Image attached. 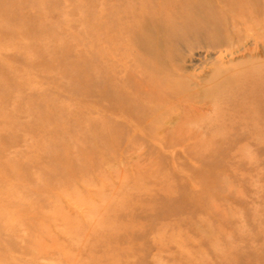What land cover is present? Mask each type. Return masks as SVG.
Segmentation results:
<instances>
[{
    "label": "rangeland",
    "instance_id": "374dc122",
    "mask_svg": "<svg viewBox=\"0 0 264 264\" xmlns=\"http://www.w3.org/2000/svg\"><path fill=\"white\" fill-rule=\"evenodd\" d=\"M241 9L0 0V264H264V0Z\"/></svg>",
    "mask_w": 264,
    "mask_h": 264
},
{
    "label": "bare ground",
    "instance_id": "6f19581e",
    "mask_svg": "<svg viewBox=\"0 0 264 264\" xmlns=\"http://www.w3.org/2000/svg\"><path fill=\"white\" fill-rule=\"evenodd\" d=\"M218 1L221 5H223V7H225V10L227 11L228 14H233V15L237 16L235 13H239L238 19H240V20H237V21L239 23L241 21V23H242V20H244L246 17V16L242 15V14H244V13H242L244 10L241 9L240 12H235V10H234L237 6L239 7L242 0L241 1L240 0H218ZM194 4L197 8L201 7L197 2H194ZM189 31H190L189 29H184L185 33L189 32ZM195 34L197 35V33H195Z\"/></svg>",
    "mask_w": 264,
    "mask_h": 264
}]
</instances>
